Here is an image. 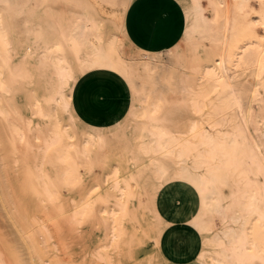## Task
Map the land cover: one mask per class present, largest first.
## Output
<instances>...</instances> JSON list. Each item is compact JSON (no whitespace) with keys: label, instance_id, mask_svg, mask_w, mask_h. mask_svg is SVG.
<instances>
[{"label":"bare ground","instance_id":"obj_1","mask_svg":"<svg viewBox=\"0 0 264 264\" xmlns=\"http://www.w3.org/2000/svg\"><path fill=\"white\" fill-rule=\"evenodd\" d=\"M42 1L0 0V67L5 68L7 79L0 87V115L4 117L3 125L7 127V132L16 139L17 144L12 145H15L19 155L25 154L28 147L46 151L55 146L54 156L42 162L51 164L59 173L61 158L68 156L69 150L85 156V148L92 145V137L83 130L78 143L68 144L65 137L48 129V125L38 123V128H34L22 119V114L29 112L46 118L50 123L58 113L54 111L56 104L52 100L42 101L39 97L38 101L36 90L21 89V80L28 76L25 68L28 56L21 53L20 42L30 25V17L23 13V7L34 8L41 5ZM88 1L93 8L89 12L75 4L64 9L57 29L60 38L56 42L61 49L69 45L77 58L85 52L91 54L87 61L78 60L84 64L85 71L93 69L91 73H95L102 67L100 62L107 61V48L114 46L118 37L112 35L110 39L104 38L99 19V0ZM110 7L108 4L105 6L107 9ZM192 10V35L206 38V61L213 63L220 80V92H226L225 98L237 114L245 134L232 115L228 114L222 120L218 118V106L212 100L208 99L206 106L199 110L201 106L197 104L198 101L186 97L185 89L181 87V76L174 69L176 48L162 45L153 51L157 58L160 53L165 54V63H159V67L169 70L166 84L159 79L150 83L145 78L130 77L126 73L129 68L118 67L117 75L132 102L145 101L150 98V94L159 96L160 103L155 113H126L120 124V128L125 129L127 123H133L148 136L146 145L139 146L137 153L147 160V165L138 171L142 184L132 185L128 177L119 180L113 171V181L109 185L113 193L84 202L85 208L99 205L103 209L76 211L68 217L63 230L53 232V214L57 207L55 204L46 205L44 210L38 205L39 196L45 194L39 183H36L37 187L31 193H27V204L30 203L39 211L30 217L25 215L26 203L14 211L13 206L17 205L18 200L14 199L9 186L2 183L0 235L2 244L16 256V264H125L122 258V249L125 247L122 222L129 219L131 223L133 219L126 207L132 199L134 186L140 189L150 186L156 192L164 186L176 190L184 186L191 188L193 205L185 206L186 214L180 221L193 228L202 241L201 251L192 264H264V153L261 143L264 133L257 136L246 125L240 81L250 69L255 70L256 73H251L253 76L257 74L255 79L258 70L264 66V0H194ZM217 14H220L219 19ZM258 30L261 34L257 33ZM214 45H219L220 49L214 52ZM35 62H40V59L36 58ZM61 62H65L64 58ZM132 65L135 70L144 66L136 62ZM165 94L181 97L172 99L165 97ZM18 97L21 102H18ZM57 101L61 103L59 108L64 111L66 106L63 100L59 98ZM31 136L35 140L33 144L29 142ZM19 143H24L23 150H20ZM58 181L59 178L56 184L60 186ZM71 181L65 182L64 187H76L81 183V178ZM221 187L226 188L225 195H222ZM172 199L173 196L167 202ZM149 211L152 228L158 231L172 222L156 208ZM99 213L106 216L102 217ZM79 224H91L93 228L94 225H101L104 239L93 250H88L87 256L73 263L67 249L69 240L73 238L74 225ZM168 263L164 256L150 261V264Z\"/></svg>","mask_w":264,"mask_h":264},{"label":"rangeland","instance_id":"obj_2","mask_svg":"<svg viewBox=\"0 0 264 264\" xmlns=\"http://www.w3.org/2000/svg\"><path fill=\"white\" fill-rule=\"evenodd\" d=\"M132 1L99 0V19L103 36L105 39H110L112 35H116L118 40L114 46L107 48L108 59L100 62L102 67H99L95 73H91L93 69L85 71L84 64L78 60L81 58L87 61L92 56L91 54L85 52L77 58L69 45L61 49L56 42V39L60 38L57 29L64 9L75 4L83 6L85 11L89 12L93 8L88 0H43V3L37 7H23V13L27 14L28 18L30 17V25L20 42L21 53H26L28 56V62L25 63L28 76L21 80V89L36 90L38 101L39 97L42 101L52 100V103L56 104L54 111L58 113L50 120V123L46 118L38 114L31 115L29 112L23 113L22 119L34 128H38V123L48 125V129L65 137L68 144L78 143L83 130L92 137V145L86 146L85 156L74 154L69 150L68 156L61 158L58 167L60 172L56 173L55 167L42 162L43 159L54 156L56 147H50L46 151L28 147L25 149L27 150L25 154L19 155L14 147L17 144L16 139L7 132V127L3 125L4 117L0 115V186L2 183L9 186L14 199L18 200L17 205L13 206L14 211L20 209L22 203H26L24 204L25 215L30 217L37 215L39 211L30 203L27 204L29 201L27 193H31L37 187L36 183H39L45 190V194L39 196L38 205L44 210H46V205L55 204L57 207L53 214V232L63 230L68 217L76 211L103 209L99 205L85 208L84 202L97 200L106 193H113L109 188L113 181V171L119 180L128 177L130 184H142V177L138 171L147 165V160L142 159V155L137 153L139 146L146 145L148 136L145 131L133 126V123H127L125 129L120 128V124L126 113H155L160 103L159 96L150 94V98L145 101L132 102L121 84L117 69L125 66L129 68L126 69V73L130 77L145 78L144 80L150 83L159 79L166 84L169 81V70L166 67L162 69L159 67V63L162 65L165 63V54L160 53L158 58L155 56V48L158 46L176 48L174 69L181 76V87L185 89L186 97L192 101L197 100V104L201 106L199 110L206 106L208 99L212 100L218 106L216 110V113H219L218 118L222 120L228 114L232 115L239 123L241 132L245 134L237 114L225 98L226 92H220L218 86L220 80L214 71L213 63L206 61L208 50L206 38L192 35L194 0H174L173 11L167 14L163 24H159L151 15L136 7L128 9ZM107 4L111 5L108 9L105 8ZM217 18H220V14H217ZM257 33L261 34V31L258 30ZM28 47H30L29 50ZM212 49L215 52L220 47L214 45ZM36 58L40 59V62H35ZM62 58L65 62H61ZM135 62L143 63L144 66L135 70L132 65ZM252 70L254 69L247 70L251 72H246V75L240 78L243 87L242 98L246 108L244 116L247 127L251 128L250 132L260 136V133H264V66L258 70V76L255 79L254 76L257 74L253 76L256 72ZM248 74L253 76V80ZM0 76V87H3L7 81L4 67H0ZM246 79H250L251 83ZM78 86L82 97L90 101L89 104H94V101L98 104L96 110L100 113L111 114L108 119L91 123L77 115L72 105V94ZM164 96L172 99L181 97V95L166 94ZM59 98L66 106L64 111L59 108L61 104L57 101ZM17 99L21 102L20 97ZM29 142L30 144L35 142L32 136ZM261 143L264 153V140ZM23 144H18L20 150L25 148ZM34 153L37 155L34 156ZM109 174L111 176H108ZM131 175L139 177L132 178ZM57 178H59L60 186L56 184ZM75 178H81L82 184L72 186V188L71 185L64 187L65 182L71 183V179ZM164 187L158 192L150 186L141 189L133 187L132 199L126 207L133 219L131 223L129 219L122 222L125 229V247L122 249V258L125 264H150L154 258L163 257L160 251L162 235L169 240L171 245L181 243L187 246L190 238L196 240V236L190 231L186 232V225L180 221L185 217V206L193 205L191 188L184 186L176 190L171 186ZM226 192V188L221 187L222 195ZM172 196V201L167 202ZM59 207L63 212L59 210ZM154 208L167 220L172 221L166 228H161L159 231L152 228L153 221L150 219L149 210ZM99 215L106 216L101 213ZM217 223L218 221L215 220L216 225ZM90 225H74V232L71 236L73 238L69 240L71 245L69 243L67 249L73 263L79 262L82 256H87L88 252L104 239L102 226L94 225L95 230L93 225ZM51 251L49 249V253ZM15 259L13 252L2 244L0 235V264H16ZM101 264L104 263L101 262Z\"/></svg>","mask_w":264,"mask_h":264},{"label":"crops","instance_id":"obj_3","mask_svg":"<svg viewBox=\"0 0 264 264\" xmlns=\"http://www.w3.org/2000/svg\"><path fill=\"white\" fill-rule=\"evenodd\" d=\"M174 3V0H133L128 9L136 7L138 10L151 15L159 22V24H163L162 22L164 18L173 9ZM123 32L125 34L124 28ZM89 102L90 101H86V99L82 97L79 86L76 87L72 94V105L74 111L81 119L89 121L91 123H95L97 121H103L105 120V118H109V116L111 115L110 113H100L95 109L98 104L94 101V104L91 105L89 104ZM186 228V232L190 231L196 236V240L190 238L191 240L189 241L187 246L184 244L182 245L181 243L177 245H171L167 238L163 237V235L161 236L160 251L164 258L169 262L168 264H192V262L199 255L202 247L200 235L195 232L193 228L192 230L190 226L186 225Z\"/></svg>","mask_w":264,"mask_h":264}]
</instances>
